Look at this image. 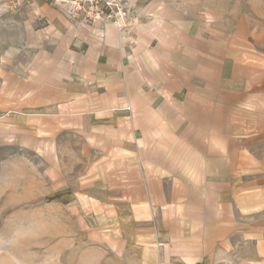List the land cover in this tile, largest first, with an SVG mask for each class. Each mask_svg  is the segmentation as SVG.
Here are the masks:
<instances>
[{"label": "crops", "instance_id": "1", "mask_svg": "<svg viewBox=\"0 0 264 264\" xmlns=\"http://www.w3.org/2000/svg\"><path fill=\"white\" fill-rule=\"evenodd\" d=\"M168 1L153 14L142 9L127 33L39 8L35 19L45 24L37 34L51 49L31 65L25 92L41 116L36 128L67 124L87 142L113 145L123 190L135 193L126 208L157 223L160 233L147 241L175 243L179 264H198L201 247L222 238L239 194L253 188L245 176L264 166L256 156L264 145V69L248 56L242 29L228 34L186 0ZM165 224L181 232L164 235ZM188 231L195 234L184 237Z\"/></svg>", "mask_w": 264, "mask_h": 264}, {"label": "rangeland", "instance_id": "2", "mask_svg": "<svg viewBox=\"0 0 264 264\" xmlns=\"http://www.w3.org/2000/svg\"><path fill=\"white\" fill-rule=\"evenodd\" d=\"M129 1L137 17L146 7L151 12L169 4ZM186 1L223 32L242 29L247 55L264 69V0ZM43 6L49 5L0 0V264L181 263L175 243L147 241L159 232L155 220L142 222L140 209L126 208L135 202L126 197L135 193L123 190V161L117 168L113 145L87 142L67 124L36 128L41 116L28 106L25 90L39 52L51 49L37 34L45 20L35 13ZM261 148L256 156L264 164ZM258 175L245 176L253 188L239 194L222 238L206 240L198 264H264V166ZM161 227L164 235H172L174 227L181 232L178 225Z\"/></svg>", "mask_w": 264, "mask_h": 264}, {"label": "built area", "instance_id": "3", "mask_svg": "<svg viewBox=\"0 0 264 264\" xmlns=\"http://www.w3.org/2000/svg\"><path fill=\"white\" fill-rule=\"evenodd\" d=\"M31 5L38 0H17ZM78 25L102 30L112 25L121 33L129 32L138 22L129 0H42Z\"/></svg>", "mask_w": 264, "mask_h": 264}]
</instances>
